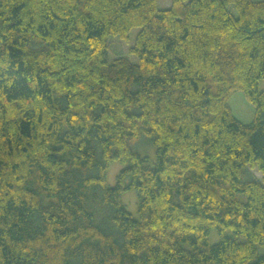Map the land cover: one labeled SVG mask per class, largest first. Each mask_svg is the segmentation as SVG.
Here are the masks:
<instances>
[{"label": "trees", "instance_id": "obj_1", "mask_svg": "<svg viewBox=\"0 0 264 264\" xmlns=\"http://www.w3.org/2000/svg\"><path fill=\"white\" fill-rule=\"evenodd\" d=\"M263 78L264 0H0V264H264Z\"/></svg>", "mask_w": 264, "mask_h": 264}, {"label": "rangeland", "instance_id": "obj_2", "mask_svg": "<svg viewBox=\"0 0 264 264\" xmlns=\"http://www.w3.org/2000/svg\"><path fill=\"white\" fill-rule=\"evenodd\" d=\"M161 7H169L171 5V0H160ZM140 28H134L130 32L129 41L120 39L119 36L111 37V50L109 52V59L113 61L119 55H127L132 60H136V57L131 54L130 48L135 44L137 34ZM260 88L264 90V78L260 81ZM229 104L234 112L243 122L249 123L254 117V105L246 98L243 91H236L229 98ZM140 147L150 152L152 157L155 156V147L152 148L151 144L145 140H141ZM144 153L143 151H141ZM152 152V153H151ZM125 165L119 162H112L108 166L107 173V183L109 185H114L116 183L117 174ZM253 173L259 178H263V174L257 169L252 170ZM122 201L126 205L128 211L132 213L134 218H139V197L135 189L126 190L122 196ZM210 243L214 244L219 241V235L216 230L210 235ZM264 251V247L260 249V252Z\"/></svg>", "mask_w": 264, "mask_h": 264}]
</instances>
